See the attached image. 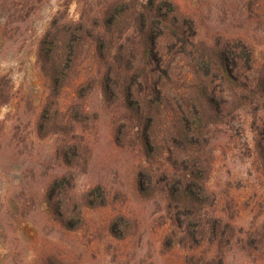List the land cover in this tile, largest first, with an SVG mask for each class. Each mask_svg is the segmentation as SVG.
Masks as SVG:
<instances>
[{
    "label": "rangeland",
    "instance_id": "rangeland-1",
    "mask_svg": "<svg viewBox=\"0 0 264 264\" xmlns=\"http://www.w3.org/2000/svg\"><path fill=\"white\" fill-rule=\"evenodd\" d=\"M110 1L0 0V264H189L190 256L194 264H264L257 131L264 108L233 110V97L218 83L226 115L205 125L197 144L209 176L192 209L204 227L192 240L175 223L165 190L168 177L180 173L164 142L173 109L161 104V125L152 130L160 148L149 161L145 133L125 118L120 101L104 98L91 39L77 72L54 83L41 41L53 25L89 15L102 20ZM174 1L189 11L199 41L242 37L264 63V0ZM173 54L167 48L161 55L162 69L172 70L163 82L179 97L193 72L183 54ZM151 71L158 77L157 63ZM151 168L160 181L145 182L149 192L139 193L138 172L150 176Z\"/></svg>",
    "mask_w": 264,
    "mask_h": 264
},
{
    "label": "trees",
    "instance_id": "trees-1",
    "mask_svg": "<svg viewBox=\"0 0 264 264\" xmlns=\"http://www.w3.org/2000/svg\"><path fill=\"white\" fill-rule=\"evenodd\" d=\"M101 15L102 20L89 15L87 19L51 27L41 41L51 77L58 86L61 80H68L71 73L77 72V61L86 48L85 39H91L104 98L120 101L126 109L125 118L139 133H145L141 143L149 161L155 158L156 147L160 148L152 130L161 125V104L173 109L172 126L168 127L164 142L168 144V153L176 154L180 173L177 178L168 177L165 187L169 192L168 208L174 210L175 223L183 225L187 236L196 240L198 229L204 226L202 214H193L192 209L196 208L195 202L201 203L209 176V162L203 154H198L197 144L205 141V125L226 115L220 99L216 98L218 83L233 97V110L244 105L263 109L264 63L258 64V57L242 37L215 41L212 46L199 41L189 11L174 0H146L140 6L131 1L113 0L101 8ZM167 48L173 56L183 54L192 67L193 83L188 93L179 97L163 82L170 81L172 71L171 65L162 69L161 55ZM154 62L160 72L158 77L151 71ZM77 77H80L78 73L75 80ZM148 89L152 90L153 99L149 98ZM257 131L264 160V123ZM151 170L150 176L138 172L139 193L149 192L145 182L160 181L157 171ZM58 200L60 206L61 198ZM189 259V264L195 263L192 256Z\"/></svg>",
    "mask_w": 264,
    "mask_h": 264
}]
</instances>
